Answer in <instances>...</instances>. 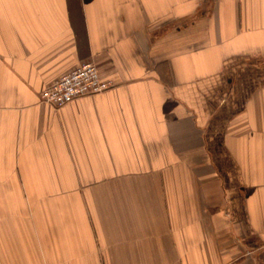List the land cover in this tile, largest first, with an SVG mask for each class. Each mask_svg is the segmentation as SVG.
Segmentation results:
<instances>
[{
  "label": "crops",
  "instance_id": "obj_1",
  "mask_svg": "<svg viewBox=\"0 0 264 264\" xmlns=\"http://www.w3.org/2000/svg\"><path fill=\"white\" fill-rule=\"evenodd\" d=\"M0 264H264V0H0Z\"/></svg>",
  "mask_w": 264,
  "mask_h": 264
},
{
  "label": "built area",
  "instance_id": "obj_2",
  "mask_svg": "<svg viewBox=\"0 0 264 264\" xmlns=\"http://www.w3.org/2000/svg\"><path fill=\"white\" fill-rule=\"evenodd\" d=\"M99 77L93 60L79 63L45 86L39 92V100L59 107L79 96L99 94L113 86L111 81Z\"/></svg>",
  "mask_w": 264,
  "mask_h": 264
}]
</instances>
